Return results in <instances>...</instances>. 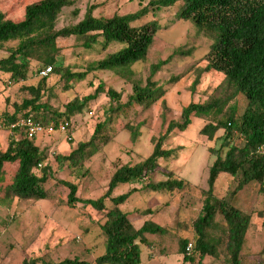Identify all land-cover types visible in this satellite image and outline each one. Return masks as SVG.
<instances>
[{"label": "trees", "instance_id": "obj_1", "mask_svg": "<svg viewBox=\"0 0 264 264\" xmlns=\"http://www.w3.org/2000/svg\"><path fill=\"white\" fill-rule=\"evenodd\" d=\"M75 0H21L14 1L21 9L17 20L9 17L11 7L0 6V49L8 51L0 58V73L6 76L3 81L17 84L29 81L33 76L35 84L22 85L29 94L20 103H14L12 113H2L0 122L7 127L10 135L6 148L0 150V185L4 191V200H45L50 196L45 186L51 176V167L46 160L47 151L35 143L37 137H28L22 129L11 127L18 118L30 116L45 122L48 117H60L71 123L75 113L81 112L86 101L94 99L100 92L105 93L110 101L118 102L120 92L111 87L105 89L99 83L92 95L82 101H70L64 111L58 113L51 109L48 99L49 86L46 84L50 74L57 76L65 84L74 79L81 80L90 71H113L122 78H127L130 66L144 60L152 45L160 25L155 19L136 23L149 12L177 6V20L190 21L205 36L212 39L203 59L206 62L203 72L214 71L223 75L220 94L208 98L205 102H189L182 107L177 120L167 122L165 131L158 137H152V150L148 156L133 165H120L112 173L107 188L95 199L80 200L76 196L77 185L69 181H57L68 188L66 203L73 205L81 201L96 211L102 212L99 224L103 242V252L94 258L95 264H138L140 262V243L146 234H165L167 227L147 218L139 227H135L129 214L120 208L130 195L137 191L134 187L117 196L112 191L120 184L138 183L140 188L153 192H165L176 196L179 204L195 202L199 204L197 217L191 222L190 236L179 239L178 253L182 255L180 264H203L205 256L218 257V249L224 244L227 264H264V254L248 258L242 253L245 235L250 225V214L235 206L233 198L249 184L259 185L264 191V155L257 148L264 142V0H149L134 12L110 16H94L92 6L88 7L78 22L56 28L58 14L64 7L74 4ZM1 2V0H0ZM73 36L82 41L86 49L100 44L106 48L111 43L120 48L104 58L87 65L84 72H73L57 64L59 49L58 38ZM12 46L6 47L7 44ZM179 54H185L178 51ZM32 62L36 68L32 69ZM165 60L152 66V71ZM50 67L46 76L39 75L43 68ZM201 72V71H200ZM195 78L193 86L198 82ZM65 89V88H64ZM163 92L152 81L144 86L132 83V93L128 103H136L144 109L161 98ZM245 99V106L239 113V100ZM163 104V103H162ZM164 105V104H163ZM116 105L110 112H119ZM192 117L204 121L199 134L212 140L218 130H222L221 147L223 155H217L207 170L204 189L184 178L177 177L171 170L159 165V159L173 156V149L163 148L164 142L173 133L184 131ZM95 125L88 141L77 142L68 155H56L55 160L66 167L83 168L84 163L92 158L108 142V121ZM130 131V140L136 139L137 131L126 125ZM48 136L40 135L38 137ZM50 136V135H49ZM71 141V140H69ZM5 164L14 165L8 181L2 183ZM87 173V170H84ZM83 172V173H84ZM163 179L153 181L154 174ZM220 174H228L235 181L232 190L225 196L218 197L214 186ZM110 206L105 204L106 200ZM194 204V203H193ZM144 215L152 213L145 209ZM221 216L218 223L216 215ZM193 244L190 253L186 245ZM193 253V255H192ZM192 255V256H191ZM90 264L77 257L64 258L52 262L38 258H24L21 264Z\"/></svg>", "mask_w": 264, "mask_h": 264}, {"label": "rangeland", "instance_id": "obj_2", "mask_svg": "<svg viewBox=\"0 0 264 264\" xmlns=\"http://www.w3.org/2000/svg\"><path fill=\"white\" fill-rule=\"evenodd\" d=\"M14 1L21 0H1L0 6L7 9L11 7L9 17L17 20L21 9ZM148 1L75 0L72 6L64 7L58 14L56 28L78 22L91 6L94 16H110L114 13L123 15L138 10ZM177 6L176 4L170 8L151 11L136 21L138 24L155 19L160 29L146 58L130 66L132 73L127 78H122L113 71L95 70L88 72L81 80L74 79L65 84L54 74L49 75L46 80L49 86L48 99L51 109L58 113L64 111L66 103L73 100L82 101L92 95L99 83H102L105 89L111 87L120 92V99L118 102H112L105 93L100 92L94 99L85 102L81 112L72 116L65 134L54 133L35 139L39 148L47 151L46 163L52 171L45 184L50 193L48 199L5 201L0 185V264H21L24 258L59 262L64 258L74 257L95 264V256L104 250L99 227L103 213L81 201L67 205L68 188L56 182L64 180L76 184V196L80 200L99 197L106 190L107 183L118 166L133 165L150 154L151 138L162 134L168 121L177 120L182 107L191 101L205 102L208 98L220 94L223 75L214 71H202L206 65L203 56L208 51L212 39L205 36L190 21L177 20ZM12 45L13 43H9L6 47ZM56 45L59 49L57 64L73 72H84L89 63L120 48V45L111 43L106 48L97 44L86 49L82 41L73 36L58 38ZM178 51L185 54H179ZM7 54L5 48L0 49V58ZM163 60L165 62L152 71V66ZM31 65L32 69L37 67L33 62ZM198 75V82L193 86ZM5 80L6 76L0 73V120L2 113H12L14 103H20L29 97L22 85H33L38 78L33 76L29 81L17 84H8L3 82ZM150 81L162 90L161 98L146 109L136 103L129 104L132 83L137 82L144 86ZM116 105L121 106V110L110 112ZM244 106L245 99L240 98L239 113ZM59 118L48 117L46 121ZM108 118L109 132H106V135L109 140L84 163L83 168L71 170L55 160L56 155H68L77 142L88 141L95 125L107 121ZM203 123V120L192 117L190 125L184 131L171 134L164 142L163 148L173 149V156L160 158L159 165L171 170L177 177L206 189L208 167L217 155L224 154L225 147H221V139L218 138L222 135V130H218L210 141L199 134ZM126 125L133 126L137 131L134 142L130 140V131ZM9 135L8 128L0 122V150L6 148ZM68 135L71 141L66 138ZM13 168L14 165L5 164L2 183L10 179ZM84 170H87V173ZM161 179L163 177L158 173L152 176L155 182ZM143 184L144 182L120 184L112 191V196H117L132 187L137 189L120 205V208L129 214V219L135 227H139L147 218L167 227L165 234L144 235L149 243H140L138 264H180L182 255L177 252L179 239L190 236V224L197 217L199 204L191 197L188 198L192 200L189 204H179L176 196L140 188ZM234 185L235 181L230 175L220 174L214 192L218 197L225 196ZM233 202L251 217L242 248L243 255L253 258L264 254V191H259L258 184H249L234 196ZM105 204L110 206V200L107 199ZM145 209H151L152 213L144 215ZM215 220L222 223L218 214ZM218 252V257L205 256L202 263L227 264L224 244L220 245Z\"/></svg>", "mask_w": 264, "mask_h": 264}, {"label": "built area", "instance_id": "obj_3", "mask_svg": "<svg viewBox=\"0 0 264 264\" xmlns=\"http://www.w3.org/2000/svg\"><path fill=\"white\" fill-rule=\"evenodd\" d=\"M50 72V67L43 68L39 71V75L46 76ZM11 127H18L28 137H38L40 135H52L54 133L65 134L68 129V122L64 119H52L45 122L37 121L30 116L18 118ZM68 140H71V137L68 135L66 137ZM258 153L264 155V142L259 145L257 148ZM193 244L189 242L186 245V251L191 252Z\"/></svg>", "mask_w": 264, "mask_h": 264}]
</instances>
